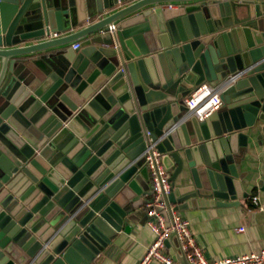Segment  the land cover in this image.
I'll return each instance as SVG.
<instances>
[{"label":"water","instance_id":"95a60500","mask_svg":"<svg viewBox=\"0 0 264 264\" xmlns=\"http://www.w3.org/2000/svg\"><path fill=\"white\" fill-rule=\"evenodd\" d=\"M202 83L223 104L199 121ZM256 119L264 0H0V264H95L151 195L152 143L174 210L238 205Z\"/></svg>","mask_w":264,"mask_h":264},{"label":"crops","instance_id":"0c3cea01","mask_svg":"<svg viewBox=\"0 0 264 264\" xmlns=\"http://www.w3.org/2000/svg\"><path fill=\"white\" fill-rule=\"evenodd\" d=\"M264 121L256 119L251 127L240 130L246 144L234 155L244 197L236 206H207L181 210L189 221L196 243L208 259L264 251ZM172 170H168L169 175ZM150 191V190H149ZM258 198L257 205L251 197ZM151 195L141 196L136 218L126 221L117 233L113 248L97 256L95 264H137L154 239L141 211ZM137 199V197L135 198ZM243 230L240 231L239 229ZM173 245H178L177 238ZM168 251V248H167ZM150 264H158L153 261Z\"/></svg>","mask_w":264,"mask_h":264},{"label":"built area","instance_id":"2783aa9c","mask_svg":"<svg viewBox=\"0 0 264 264\" xmlns=\"http://www.w3.org/2000/svg\"><path fill=\"white\" fill-rule=\"evenodd\" d=\"M114 30V28H110L109 32H114ZM53 36H57V33H53ZM72 48L78 49L79 43L72 44ZM222 89L220 85L209 83H202L194 88L184 99L188 114L203 121L217 112L223 104ZM154 145V143L147 145L140 154V157H144L143 165L148 172L151 192V198L144 203L143 209L146 215V224L153 232L154 239L137 264H150L153 261L158 264H178L166 247V240L173 231L176 232L181 250L189 264H264V251L225 256L219 259L205 257L191 232L189 221L166 201L171 190L169 172L162 163L161 153L154 148ZM251 202L257 205L258 198L251 197Z\"/></svg>","mask_w":264,"mask_h":264}]
</instances>
